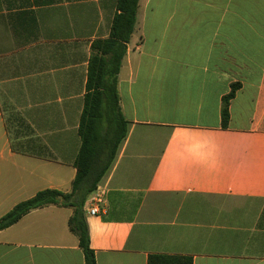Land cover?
<instances>
[{
	"label": "crops",
	"instance_id": "obj_1",
	"mask_svg": "<svg viewBox=\"0 0 264 264\" xmlns=\"http://www.w3.org/2000/svg\"><path fill=\"white\" fill-rule=\"evenodd\" d=\"M117 1L0 0V217L72 189L91 47ZM118 88L128 134L85 212L97 264H264V0H139ZM72 214L1 230L0 264H86Z\"/></svg>",
	"mask_w": 264,
	"mask_h": 264
},
{
	"label": "trees",
	"instance_id": "obj_2",
	"mask_svg": "<svg viewBox=\"0 0 264 264\" xmlns=\"http://www.w3.org/2000/svg\"><path fill=\"white\" fill-rule=\"evenodd\" d=\"M138 7L139 0H118L109 37L92 43L87 93L79 125L82 143L75 161L77 174L72 189L68 192L56 188L39 190L0 217V231L34 209L52 204L71 207L69 227L79 238L86 264H97L84 204L112 166L128 134L129 122L121 107L118 82L128 43L135 31ZM240 86V83H233L230 92L223 97L224 127L230 123L231 100ZM147 264H193V259L187 255L152 254Z\"/></svg>",
	"mask_w": 264,
	"mask_h": 264
},
{
	"label": "built area",
	"instance_id": "obj_3",
	"mask_svg": "<svg viewBox=\"0 0 264 264\" xmlns=\"http://www.w3.org/2000/svg\"><path fill=\"white\" fill-rule=\"evenodd\" d=\"M106 189L101 185L88 196L84 204V211L89 215H96L101 210V205L104 202Z\"/></svg>",
	"mask_w": 264,
	"mask_h": 264
}]
</instances>
